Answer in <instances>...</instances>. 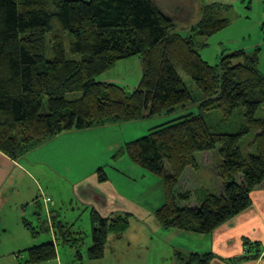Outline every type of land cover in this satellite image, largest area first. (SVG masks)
<instances>
[{
    "label": "trees",
    "instance_id": "obj_1",
    "mask_svg": "<svg viewBox=\"0 0 264 264\" xmlns=\"http://www.w3.org/2000/svg\"><path fill=\"white\" fill-rule=\"evenodd\" d=\"M228 24L207 6L191 32L206 38ZM259 51L238 49L210 65L193 37L177 33L153 0H0V152L16 160L64 132L148 119L197 101L199 113L149 130L125 143L123 152L161 179L164 202L154 217L162 228L212 233L247 210L252 192L264 183ZM133 57L140 59L142 76L132 92L99 80ZM73 93L80 97L68 99ZM204 153L216 154L220 189L203 190L191 204L179 181L186 169H198L197 155ZM90 221L88 256L96 260L110 235L121 239L128 219L92 213ZM63 228L61 239L72 244L73 235ZM55 257V246L46 243L27 250L25 262ZM210 259L211 254H191L180 264Z\"/></svg>",
    "mask_w": 264,
    "mask_h": 264
},
{
    "label": "rangeland",
    "instance_id": "obj_2",
    "mask_svg": "<svg viewBox=\"0 0 264 264\" xmlns=\"http://www.w3.org/2000/svg\"><path fill=\"white\" fill-rule=\"evenodd\" d=\"M153 2L163 15L173 21L177 33L184 37L189 35L193 37L195 48L203 61L215 65L229 52L243 49L251 53L259 49L258 69L264 73V0H153ZM207 6L212 7L218 17L226 18L229 24L210 37L198 38L195 32L193 36L191 30L195 29L202 17V9ZM140 63L138 57L121 61L110 71L102 74L99 79L101 81L105 78L107 82L122 85L128 92H132L142 76ZM179 74L186 82V86H191L190 80L183 73ZM79 97V93L67 96L68 99ZM44 105L46 106V102ZM199 112V103L195 101L148 119L121 122L100 130L95 129L100 127H94L92 130L86 129L90 131L61 133L62 135L55 141L50 140L32 150L33 152L25 157L24 162L27 159L31 161L32 167H28L32 169L34 178L40 182L44 192L51 196L55 204L53 211L59 214L64 223L74 224L73 230L81 234L83 243H91V222L87 215L82 214L84 208L77 209L75 201L72 204L67 201L61 202L58 195L60 189L63 196L69 195L71 189L69 183L92 176L99 180L102 177L113 191L122 193L124 198L137 200L144 210L155 213L164 202L161 179L131 162L123 152V145L147 135L149 130L180 116ZM210 118L214 125L218 124L215 114H210ZM197 157L198 169L196 171L186 169L178 187L181 192L189 191L191 204H196V196L199 197L203 190L218 192L220 189V182L214 171L216 154L204 153ZM51 203L46 204L52 205ZM27 216L36 221L28 213ZM131 220L121 241L115 240L111 235L108 243H148L147 256H150L154 264H173L169 259L173 254H164L167 244L168 246L171 243L188 245L198 241L195 239L189 241L185 233L181 234L174 228L168 233H162L160 230L152 231L151 226L146 222L133 218ZM45 235L41 233V236ZM68 248L69 246L60 245L59 251L63 253L68 251ZM80 250L83 249L80 247ZM183 253L186 254L184 251ZM19 254L25 261L26 253L22 251Z\"/></svg>",
    "mask_w": 264,
    "mask_h": 264
},
{
    "label": "crops",
    "instance_id": "obj_3",
    "mask_svg": "<svg viewBox=\"0 0 264 264\" xmlns=\"http://www.w3.org/2000/svg\"><path fill=\"white\" fill-rule=\"evenodd\" d=\"M101 81L106 82L107 79L103 78ZM108 126L111 124L95 129L100 130ZM82 131L84 130L80 132ZM62 134L52 138L51 142ZM32 152L16 160L0 152V264H28L19 253L22 251L26 253L27 250L46 243H53L56 257L38 264L155 263L147 256L148 243H107L101 258L90 259L88 250L92 245L91 239V243H83L81 234L73 230L74 224L64 223L59 214L53 211L55 204L51 196L44 192L40 182L34 178L32 169L29 168L32 167L31 161L27 159L24 162L25 157ZM69 184L71 185L69 195L63 196L60 189L58 193L60 201L71 204L75 201L77 209L84 208L82 214L89 217V222L91 214L96 213L102 219L126 217L128 228L133 218L148 223L152 231L168 233L174 230L162 229L155 221L154 212L144 210L137 200L124 198L122 193L113 191L107 182H100L94 176ZM45 198L51 199L48 202H52V205H47L48 202H44ZM251 199L252 204L247 210L222 224L212 233L199 234L175 229L181 234L185 233L189 241L194 239L198 241L188 245L171 243L168 246L165 243L167 247L164 254H173L169 257L173 264H180L182 260L188 262L189 254L199 256L211 254L208 264H264V185L261 184L252 192ZM27 213L36 221L30 219ZM90 226L92 229V224ZM63 227L68 228L69 233L73 235L72 244H66L61 239L59 229L65 230ZM33 229L35 234L32 233ZM41 233L46 235L41 236ZM60 245L69 246L68 251L60 253ZM80 247L83 250H80ZM176 254H180V257Z\"/></svg>",
    "mask_w": 264,
    "mask_h": 264
},
{
    "label": "built area",
    "instance_id": "obj_4",
    "mask_svg": "<svg viewBox=\"0 0 264 264\" xmlns=\"http://www.w3.org/2000/svg\"><path fill=\"white\" fill-rule=\"evenodd\" d=\"M48 201H50V199L49 198H45L44 202H48Z\"/></svg>",
    "mask_w": 264,
    "mask_h": 264
}]
</instances>
